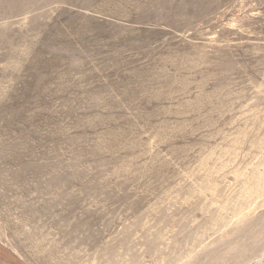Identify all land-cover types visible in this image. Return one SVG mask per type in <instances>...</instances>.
Returning <instances> with one entry per match:
<instances>
[{"label": "rangeland", "instance_id": "obj_1", "mask_svg": "<svg viewBox=\"0 0 264 264\" xmlns=\"http://www.w3.org/2000/svg\"><path fill=\"white\" fill-rule=\"evenodd\" d=\"M0 264H264V0H0Z\"/></svg>", "mask_w": 264, "mask_h": 264}]
</instances>
